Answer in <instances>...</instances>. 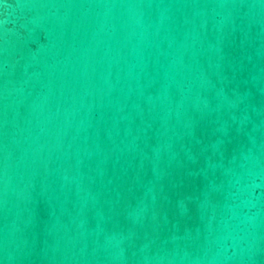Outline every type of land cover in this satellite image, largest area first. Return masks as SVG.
I'll use <instances>...</instances> for the list:
<instances>
[{
	"label": "water",
	"instance_id": "obj_1",
	"mask_svg": "<svg viewBox=\"0 0 264 264\" xmlns=\"http://www.w3.org/2000/svg\"><path fill=\"white\" fill-rule=\"evenodd\" d=\"M0 264H264V0H0Z\"/></svg>",
	"mask_w": 264,
	"mask_h": 264
}]
</instances>
